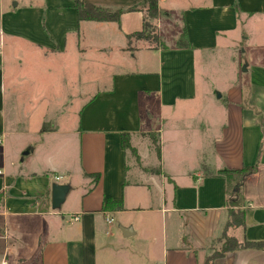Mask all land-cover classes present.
Masks as SVG:
<instances>
[{
  "label": "crops",
  "instance_id": "1",
  "mask_svg": "<svg viewBox=\"0 0 264 264\" xmlns=\"http://www.w3.org/2000/svg\"><path fill=\"white\" fill-rule=\"evenodd\" d=\"M84 1L124 11L118 23L78 20L72 0H0V261L97 264L112 252V240L134 238L153 243V264H199L206 244L221 233L226 220L225 182L214 173L255 163L257 171L244 179L241 189L244 227L228 229L238 228L240 237L229 234L240 239L264 240V50L259 49L264 45L258 44L263 42L264 0L186 6L176 12L177 37L184 28L190 47L173 42L165 43L166 49L127 47L126 34L142 27L143 0ZM160 1L154 19L159 34L167 16ZM131 6L137 9L127 10ZM249 24L259 29L248 49L258 48L261 54L243 59L241 44L249 39ZM19 40L44 56L74 46L75 54L90 64V84V53L110 48V64L116 66L95 74L94 81L102 85L88 87L90 95L84 96L87 101L70 129H31L14 122L6 98L17 97L21 81L12 62L5 68L4 50L9 42L10 59L22 58ZM218 48L227 51L230 62L227 70L219 67L212 73ZM125 51L132 54L122 56L127 64L123 70L117 63ZM133 59L136 69L131 68ZM100 61L101 66L109 62L104 57ZM213 99L215 108H184L191 101H199L198 106ZM122 132L128 133L135 154L121 147ZM49 133L63 137L52 142L43 137V160H33L30 138ZM154 134L159 159L150 141ZM18 161H27L29 169L22 170ZM55 184L66 186V196L54 207ZM108 198L121 200L122 208L102 209ZM144 199L148 201L140 207ZM135 212L156 214L161 219L158 232H151L150 218L136 224ZM121 228L129 229L126 235ZM215 264H264V251L236 250Z\"/></svg>",
  "mask_w": 264,
  "mask_h": 264
},
{
  "label": "rangeland",
  "instance_id": "2",
  "mask_svg": "<svg viewBox=\"0 0 264 264\" xmlns=\"http://www.w3.org/2000/svg\"><path fill=\"white\" fill-rule=\"evenodd\" d=\"M201 1L203 3L207 0L160 1V6L164 9V11L166 10L165 12L167 13L165 20L162 21L163 26L160 33V36L162 37L164 43L173 44V42H175L177 39L179 20L177 19L176 14H180L182 8L189 5H198V3H200ZM142 7L145 8V5H142ZM177 11H179L180 13H176ZM151 21L156 26L154 19H152ZM256 27L257 29H259L258 25H255L253 27L249 24L246 27V31L248 32H246V36L249 39L245 40L243 44H241L242 50H244V52L242 53L243 59H245V57H249V53L258 55L261 54L260 50H264V46H259L260 50L255 47L253 51H249L248 49L251 38H254V35L257 33ZM250 30L251 32H254L253 35ZM262 33L263 42L258 43L260 45H264V31H262ZM16 44V46H19V53H22L23 57L17 59L14 62L10 59V44L9 42L5 43V46H7L4 50L5 68L10 62H12L14 69H16V77L21 81L20 84L17 85V88L19 90V93H17V97L15 98L14 96H10L6 98V106L7 109L13 107L14 115L12 117H14L15 123L23 124L24 127L29 126V128L31 129H46L48 127H55L58 130L70 129V127H72V125H74V123H76L77 121L79 109L87 101V98H84V96L90 95V93H88V87L91 85L94 90L102 85L101 82L97 83L96 81H94L95 74L101 70H104L106 66H109V68L116 66L115 63L110 64V62L113 61L110 48H107L105 52H98L93 50L90 53L93 56V61L91 62V66L93 68L91 74L92 84H90V71L88 68V65L90 64L87 65V63H85V60L82 59L79 54H75L74 46H65L64 48L62 47L61 51H54L53 53L44 56L40 54L37 48L32 47L25 41L19 40ZM153 44V42L149 44L147 42L144 43V41L142 40L137 41L132 38L128 44V46L130 47L128 49H133L131 47H137L138 45L148 46ZM124 54H127V56H129L132 53H127V51L119 53V63L117 64L118 67L123 70L124 66L127 67V64H124L125 62H123L122 60V56H124ZM103 57L108 59L109 62L101 66L102 63L100 60ZM215 58L219 62L218 64H216V62L213 63L214 66H212V68L210 69L212 70V73L219 67L221 69L225 68V70H227L230 61L228 60L227 51H225L224 48L217 49ZM131 65L132 69H136V67H138V62L133 59ZM213 76L211 74L209 76V79L213 78ZM199 79L198 67L196 66V86L198 85V90L200 92L201 85L199 83ZM209 79L207 80V82L209 81ZM86 85L87 88H82V86ZM79 86H81L80 89ZM217 94L218 92L215 93V95ZM196 102L199 101H191L190 103L185 104L184 108L195 109L196 107L202 106V104L205 105L206 108H215L218 106L215 99L208 102L207 104L203 101V103L201 104L197 103L198 106H195ZM211 117L214 118V116ZM10 118L11 116H8L9 122ZM166 126H168L167 123H165L164 127ZM155 136L156 135L154 134L153 137ZM43 137L46 139V142H52L54 139H60L63 136L56 134L53 135L49 133V135L39 136V134H37L34 137H31V145L34 146L36 150V153L31 157L33 158V160H43V151L39 149V142ZM19 162L20 161H18L17 164L22 170L27 171L29 169V167L27 168V161L20 164ZM74 176V181L76 183L77 172ZM60 178H62V176ZM70 193L73 194L72 191H70L69 194ZM72 196L73 195H71V197ZM144 198H147V196H145ZM64 199L62 200V203ZM71 201H73V199H71ZM147 201L148 199H144L140 207H145L143 205H146ZM133 216H135L134 221L136 224L142 221L145 222L150 218V220L154 224V228L151 229V232H156V229L159 230L158 223L161 219L158 218L156 214L152 215L147 213L135 212ZM167 221L169 223V219H167ZM227 232H230L237 237L241 236L238 228L227 229ZM111 244H113L111 248L113 249L112 252H108L106 253V255H103L102 258L98 260L97 264H153L154 245L153 243L150 244L147 240L139 241L136 239L135 241L134 238L121 241L112 240ZM218 246V241L211 238L204 248L205 253H210L213 248H218ZM231 252L226 253L224 257L228 256ZM220 258L215 259L214 264L216 263V261H219Z\"/></svg>",
  "mask_w": 264,
  "mask_h": 264
},
{
  "label": "trees",
  "instance_id": "3",
  "mask_svg": "<svg viewBox=\"0 0 264 264\" xmlns=\"http://www.w3.org/2000/svg\"><path fill=\"white\" fill-rule=\"evenodd\" d=\"M74 7L76 9L78 20H95V21H115L119 22L121 13L124 11L121 7H108L97 5L84 0H72ZM145 5L144 11L145 16L142 23V27L139 30L133 31L126 34L128 44L133 38L135 40H142L153 45H148L149 47H161L166 49L167 45L162 40V37L158 33L156 26L151 21L155 19L158 13L157 0H143L140 7ZM137 6L128 7L127 10H135ZM175 45L178 47H190L189 42L186 38L185 29L182 28L175 41ZM129 48V46H127ZM153 148L155 150L156 156L159 159V144L156 137H150ZM120 145L123 149L130 150L135 154L134 147L131 146L129 141V136L127 132L121 133ZM156 172H159V168H155ZM257 171V164L252 165H242L239 168H220L214 174L223 177L225 182V194L227 206L226 209V220L221 233L213 237L214 240L218 241V248H213V250L204 255L203 259L199 264H214V260L224 255L228 252L235 251L238 249H258L264 250V240H248L246 238L238 239L234 235L227 232L229 227H244V208H243V195H242V185L244 179L249 175H252ZM211 175V174H210ZM3 194L0 192V202L2 201ZM116 208L121 209V200H113L108 198L105 200L102 209Z\"/></svg>",
  "mask_w": 264,
  "mask_h": 264
},
{
  "label": "water",
  "instance_id": "4",
  "mask_svg": "<svg viewBox=\"0 0 264 264\" xmlns=\"http://www.w3.org/2000/svg\"><path fill=\"white\" fill-rule=\"evenodd\" d=\"M28 153V150H25L22 154ZM66 186L64 185H53L51 191V204L52 206H58L62 202L65 195ZM129 230L128 228H121V231L124 235L125 231Z\"/></svg>",
  "mask_w": 264,
  "mask_h": 264
},
{
  "label": "built area",
  "instance_id": "5",
  "mask_svg": "<svg viewBox=\"0 0 264 264\" xmlns=\"http://www.w3.org/2000/svg\"><path fill=\"white\" fill-rule=\"evenodd\" d=\"M55 178L56 179H59L60 178V176H55ZM77 217L76 216H72V219H76ZM106 221L109 223V222H111L112 221V218L111 217H107L106 218ZM0 264H10L8 261H6L5 259H2L1 261H0Z\"/></svg>",
  "mask_w": 264,
  "mask_h": 264
}]
</instances>
